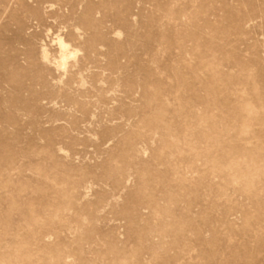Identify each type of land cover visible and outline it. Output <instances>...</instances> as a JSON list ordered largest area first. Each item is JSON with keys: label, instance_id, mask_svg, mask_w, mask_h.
<instances>
[{"label": "rangeland", "instance_id": "374dc122", "mask_svg": "<svg viewBox=\"0 0 264 264\" xmlns=\"http://www.w3.org/2000/svg\"><path fill=\"white\" fill-rule=\"evenodd\" d=\"M0 264H264V0H0Z\"/></svg>", "mask_w": 264, "mask_h": 264}, {"label": "bare ground", "instance_id": "6f19581e", "mask_svg": "<svg viewBox=\"0 0 264 264\" xmlns=\"http://www.w3.org/2000/svg\"><path fill=\"white\" fill-rule=\"evenodd\" d=\"M57 45H58V48H57L58 49V60L57 62L55 61V63L57 64V68L59 69V67H63L66 64L67 59L72 57L73 54L68 51V46L65 43H63L60 39L57 40ZM42 53H43V57L45 58L46 52L43 51L41 52V54Z\"/></svg>", "mask_w": 264, "mask_h": 264}]
</instances>
